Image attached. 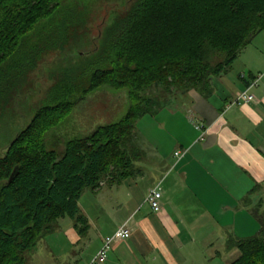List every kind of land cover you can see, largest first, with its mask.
I'll use <instances>...</instances> for the list:
<instances>
[{"label":"trees","instance_id":"16d2710c","mask_svg":"<svg viewBox=\"0 0 264 264\" xmlns=\"http://www.w3.org/2000/svg\"><path fill=\"white\" fill-rule=\"evenodd\" d=\"M67 1L0 0V104L17 74L24 36L36 38V26ZM263 32L264 0H136L118 26L101 34L90 80V90H126L129 107L123 117L70 140L60 155L47 150L45 135L76 103L59 102L41 107L25 129L1 145L6 151L0 157V264H27L26 253L54 232L61 218H71L83 231V193L137 171V125L156 110L145 89L161 85L166 91L174 86L209 92L213 78L228 71L239 51ZM223 54V61L211 63ZM72 87L64 78L54 89L71 92ZM255 213L259 233L229 238V247L241 253L232 264H264V212Z\"/></svg>","mask_w":264,"mask_h":264},{"label":"crops","instance_id":"0c3cea01","mask_svg":"<svg viewBox=\"0 0 264 264\" xmlns=\"http://www.w3.org/2000/svg\"><path fill=\"white\" fill-rule=\"evenodd\" d=\"M94 44L81 57L91 58L99 49ZM255 44L240 50L232 67L213 78L211 91L186 93V107L165 97L161 140L147 145L141 129L148 131L152 123L142 122L146 115L139 121L138 169L121 182L110 180L116 222L101 241L125 222L131 236L114 244L104 264H232L241 253L229 247V238L259 233L255 211L264 212V76L257 86L248 84L264 73V40ZM251 47L255 51H248ZM104 87L84 93L77 105L92 104L96 95L113 92L103 91ZM245 90L256 99L237 101ZM117 91V97L124 96ZM85 124L90 136L101 119ZM69 141L63 140V146ZM157 183L163 187V208L158 213L145 201ZM104 186L93 192L102 197Z\"/></svg>","mask_w":264,"mask_h":264},{"label":"rangeland","instance_id":"374dc122","mask_svg":"<svg viewBox=\"0 0 264 264\" xmlns=\"http://www.w3.org/2000/svg\"><path fill=\"white\" fill-rule=\"evenodd\" d=\"M135 2L136 0H69L36 26L35 31L33 30L36 38L30 40V34L24 36L18 50L20 64L14 68L17 74L11 76L12 83L9 84L0 104V157L4 155V147L1 145L5 143V139H14L19 131L31 123L38 110L46 105L65 101L74 104L77 102L73 108H69V114L61 123L45 135L47 150L57 151L60 155L65 150L63 140L66 142L69 139L89 136L91 129L85 127L86 122L92 123L93 119L100 118V126H103L117 122L123 117L129 107L125 89L118 90L119 95L124 93V96L117 97L118 94H114V91H117L115 88L105 86L101 88L103 91L107 89L113 92L96 95L92 104L84 102L77 105L85 91H90V80L96 66L94 60L98 59L96 52L89 59L81 55L90 52L95 42L98 41L99 44L101 34L105 37L111 26H118V22L127 16ZM42 37L45 39L41 43L38 42L37 39ZM256 39L253 41H256L257 46V43L261 44L264 40V32ZM33 46L38 49L30 53ZM253 47L248 51H255L251 50ZM26 52L28 56L22 57ZM225 57V54L216 55L211 58V63L216 65ZM239 59L233 66L236 69L242 58ZM64 78L69 80L73 89L71 88V92L64 90L58 93L61 89L54 88L63 82ZM64 85L69 84L66 82ZM193 89L196 88L177 89L173 86L170 91H166L161 85L145 89L144 94L154 99L157 108L142 121L152 123L148 131L141 129L147 145H152L151 141L154 139L161 140V105L164 104L165 97L177 100V104H181L179 106L186 107L189 101L185 94ZM180 95L183 97L177 98ZM101 116L107 122L103 121ZM139 130L138 123L137 132ZM111 182L105 183L100 190L102 197L92 190H86L81 196L80 208L87 218L83 231H79L71 218L59 219L55 231L26 253L27 264H88L101 248L102 236L107 235V231L116 222V202L109 198Z\"/></svg>","mask_w":264,"mask_h":264},{"label":"built area","instance_id":"2783aa9c","mask_svg":"<svg viewBox=\"0 0 264 264\" xmlns=\"http://www.w3.org/2000/svg\"><path fill=\"white\" fill-rule=\"evenodd\" d=\"M264 76V73L257 76L254 80H252L248 86L255 87L259 84L260 80ZM256 97L254 94L248 93V90L241 92L237 95V101L248 102L255 100ZM162 198H163V187L161 183H157L155 186L151 187L145 197L146 203L149 204L153 212H161L162 211ZM131 236V229L128 225V222L121 224L116 232L110 236H107L103 240V244L97 254L89 261L88 264H104L108 257L110 251L113 249L114 244L117 241H123L129 239Z\"/></svg>","mask_w":264,"mask_h":264},{"label":"water","instance_id":"95a60500","mask_svg":"<svg viewBox=\"0 0 264 264\" xmlns=\"http://www.w3.org/2000/svg\"><path fill=\"white\" fill-rule=\"evenodd\" d=\"M16 170H17V169H15L14 173L11 175V177H10V181L13 179V176H14Z\"/></svg>","mask_w":264,"mask_h":264},{"label":"bare ground","instance_id":"6f19581e","mask_svg":"<svg viewBox=\"0 0 264 264\" xmlns=\"http://www.w3.org/2000/svg\"><path fill=\"white\" fill-rule=\"evenodd\" d=\"M61 104V103H60Z\"/></svg>","mask_w":264,"mask_h":264}]
</instances>
